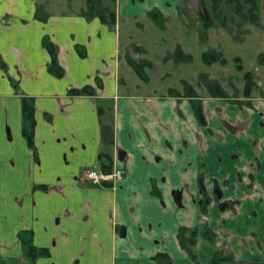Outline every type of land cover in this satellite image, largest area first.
<instances>
[{"label":"crops","instance_id":"crops-1","mask_svg":"<svg viewBox=\"0 0 264 264\" xmlns=\"http://www.w3.org/2000/svg\"><path fill=\"white\" fill-rule=\"evenodd\" d=\"M112 1L116 9L101 4L117 22L120 6L126 14L156 10L163 29L184 11L180 0ZM39 7L47 20L36 17ZM82 7L68 13L40 0H0V264H161V252L169 264H197L182 227L198 228L202 264L215 252L228 258L220 264H264V57L254 72L263 93L243 102L199 96L194 86L190 96L140 90L150 66L144 79L129 59L151 62L143 44L122 50L117 22L92 15L87 0ZM45 36L62 77L49 69ZM87 85L94 94L70 92ZM24 96L35 100L36 153L23 135ZM102 156L126 169L115 187L86 179L103 170ZM200 177L211 198L205 213ZM21 231H32L49 255L30 257Z\"/></svg>","mask_w":264,"mask_h":264},{"label":"rangeland","instance_id":"rangeland-1","mask_svg":"<svg viewBox=\"0 0 264 264\" xmlns=\"http://www.w3.org/2000/svg\"><path fill=\"white\" fill-rule=\"evenodd\" d=\"M102 1L114 9L118 6L112 0ZM40 2L45 6L53 5L61 12L78 13L82 11L86 0ZM180 2L181 11H184L179 19H165L167 23H171V27L166 29L157 25L152 16L143 14L138 9L137 12L126 14L121 6L118 8L117 29L122 50L126 43L133 47L140 42L146 49L144 59H151V62L137 60V64L144 68L146 65L150 66L147 71L151 82L149 85H142L140 90L167 93L172 89L175 94L185 96L190 95V90L196 87L199 93L195 92L197 95L210 96L213 95L212 86L217 85L227 90L237 102L245 101L243 72L236 69L234 58L241 56L245 70L252 71L254 76L257 74L255 68L264 57V0H259V23L250 22L246 19L245 12L237 13L234 5L225 1H221L220 10L217 12L213 9L212 0H199L198 9L192 0ZM209 48L221 51L228 63L223 65L220 62H204L203 54ZM125 71L128 77L131 73L128 68ZM134 77L137 81L140 79L136 73L130 76L133 84L137 86ZM261 92L256 88L253 94L258 97L259 94L262 95Z\"/></svg>","mask_w":264,"mask_h":264},{"label":"trees","instance_id":"trees-1","mask_svg":"<svg viewBox=\"0 0 264 264\" xmlns=\"http://www.w3.org/2000/svg\"><path fill=\"white\" fill-rule=\"evenodd\" d=\"M221 1H225L226 3L233 4L235 11L237 13L245 12V17L247 20H249L252 23H259L260 21V5L259 0H212L213 2V9L214 11H219V4ZM88 8L92 10V15H98L102 19V21L115 25L117 22V14L114 11H108L107 8L101 4V0H87ZM247 6V8H245ZM150 16H152L156 22L163 27V16L156 10L150 12ZM36 17L40 20H47V13L42 9L41 7L38 8L36 11ZM43 43L45 47L49 50L52 61L49 65L50 71L55 74L57 77H62L64 75L63 68L59 65L58 59H57V51L54 43L50 40L49 36H45L43 39ZM80 51H82V46H77ZM262 53L259 54L261 56ZM236 62V69L238 71L243 72V77L245 80L243 95L246 98H250L255 89H259L258 83L255 80V76L252 71L245 70V66L243 63V59L241 56H236L235 58ZM203 60L207 64H212L216 62H220L223 65H226L228 63V59L223 55V53L215 48H209L207 51L203 54ZM130 65L136 70V72L144 79H147V75L144 69V66L137 64L136 61L129 59ZM0 66L4 69L7 67L6 63L3 61V59L0 56ZM213 88V96L216 97H223V98H229L231 95L229 92H227L224 88H221L220 86H212ZM71 94L79 95V94H94V88L90 85H87L83 88H74L70 90ZM191 95H196L194 90H190ZM263 93V92H261ZM190 96V95H189ZM23 104V116H24V126H23V135L25 136L28 145L30 148L34 150L36 153V144H35V132H36V117H35V100L32 97L24 96L22 99ZM196 104V110L198 111V115L203 117L202 109H201V102L199 100L195 101ZM103 157V156H102ZM104 165H103V171H111L113 169L112 162L110 157H107L106 159L103 157ZM199 185L202 190L204 199L202 201V209L205 210L206 206L209 204V199L205 190L203 179L200 177L199 179ZM109 186V185H108ZM154 193L159 196L161 195L159 192H157L156 189H154ZM225 206V203H222V207ZM198 235V228L188 229L185 227L180 228L179 232V238L188 252V255L192 260H194L197 264H202V262L199 260L197 253L195 251L196 247V239ZM207 236L210 240H213V236L210 234V231L207 230ZM19 237L21 238L22 242L27 247V254L32 257L33 259H37L39 256H47L49 255V250L47 248H38L33 243V232L32 231H21L19 233ZM154 259L161 263V264H169L172 261V258L166 254V253H158ZM227 257H224L220 254V252H215L211 264H220L222 261L227 260Z\"/></svg>","mask_w":264,"mask_h":264},{"label":"built area","instance_id":"built-area-1","mask_svg":"<svg viewBox=\"0 0 264 264\" xmlns=\"http://www.w3.org/2000/svg\"><path fill=\"white\" fill-rule=\"evenodd\" d=\"M126 175V169L123 166H115L111 171H103L99 168H92L85 174L88 182L94 186L115 187L117 183Z\"/></svg>","mask_w":264,"mask_h":264},{"label":"flooded vegetation","instance_id":"flooded-vegetation-1","mask_svg":"<svg viewBox=\"0 0 264 264\" xmlns=\"http://www.w3.org/2000/svg\"><path fill=\"white\" fill-rule=\"evenodd\" d=\"M227 91V90H226ZM202 117V116H201ZM200 117V118H201ZM204 186H205V190H206V193H207V196H208V199H209V204L206 206V209L205 210H203V212L205 213V212H207V207L210 205V203H211V198H210V196H209V193H208V190H207V187H206V184H204ZM201 192H202V190H201ZM213 195H214V198L215 199H221L222 198V196H223V190L221 189V187L220 186H218V185H215L214 186V188H213ZM203 199H204V196H203Z\"/></svg>","mask_w":264,"mask_h":264},{"label":"water","instance_id":"water-1","mask_svg":"<svg viewBox=\"0 0 264 264\" xmlns=\"http://www.w3.org/2000/svg\"><path fill=\"white\" fill-rule=\"evenodd\" d=\"M194 6L196 9L199 8V0H192ZM120 234L122 236H125L126 235V226H122L121 229H120Z\"/></svg>","mask_w":264,"mask_h":264}]
</instances>
